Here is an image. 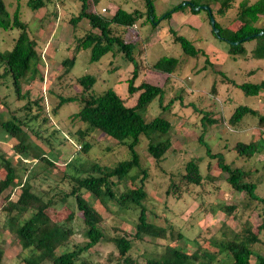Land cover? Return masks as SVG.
<instances>
[{
    "label": "rangeland",
    "instance_id": "374dc122",
    "mask_svg": "<svg viewBox=\"0 0 264 264\" xmlns=\"http://www.w3.org/2000/svg\"><path fill=\"white\" fill-rule=\"evenodd\" d=\"M27 1L4 0L9 12L15 8L19 9L21 19L28 23L30 34L36 40L37 50L41 55L39 74L22 83V92L29 91L32 98L39 94L43 95V112L36 121L24 126V129L30 141L41 148L40 151H45L47 155L53 154L49 157L56 166L48 169L28 154H15L11 148L13 141L1 129L0 149L17 167H20L23 177L26 174L27 177H31L35 191L49 190L54 193L57 183L58 189L68 187L67 182H59L62 172L83 174V170L93 162L112 166L130 156L125 146L100 131H94L86 137L90 148L87 152H82L80 142L75 140L73 135L82 124L79 120L70 118V115L80 108L81 103L76 100L66 102L53 113L51 109L56 106L58 95L66 97L76 94L81 90L76 78L90 74L96 79L92 87L94 92L100 93L111 88L125 99L126 104L132 105L135 96L128 95L127 79L131 76L133 64L125 61L119 53L115 56L107 53L96 61H90V50L80 49L71 70L61 78V60L70 55L74 47L70 18L77 15L79 1L50 0L46 6L38 10H31ZM181 1L153 0L156 15L160 16ZM253 1L255 0H250ZM238 2L239 0H235L233 7L222 16L216 15L218 3L212 2L210 6L215 13V19L221 25L235 28L238 22L232 20ZM118 6L127 11L136 8L143 10L144 0H98L93 10L100 12L104 7L106 8L104 13L110 15ZM256 24L264 26V17L260 16ZM88 28L87 21L82 19L78 22L75 34L80 37L82 30ZM170 28L191 40L197 48H202L205 56L193 57L184 54L180 45L173 41L169 33ZM210 28L205 10L191 13L190 9L186 8L172 13L169 18L162 19L155 28H151L150 25L133 26L125 35V40L135 42L137 49L142 50L138 56L140 68L135 84L147 81L162 86L164 90L161 102L155 98L147 107L140 109L139 113L146 121L162 113L171 123L169 131L171 147L159 163L148 155L146 137H142L136 147L141 167L147 172L144 181L148 195L145 201L147 220L159 226H165L169 222L182 234V237L175 241L132 239L130 254L137 264H144L145 258L150 254L163 252L166 243H170L172 247H182L188 253L200 249L199 259H204L205 262L203 253L207 252L210 255L214 253L215 258L210 264H229L222 250V243L230 237V230L239 231L249 220L252 230L256 231L261 223V218L256 212L243 209V194L234 191L227 184L226 174L219 170L215 159L206 153L198 137L203 134V140L210 147L211 153L221 152L225 162L242 168L246 172L245 180L256 183L257 193L264 197V128H258L257 118L250 115L242 118L237 125H231L228 121L233 109L239 104L254 108L259 114L264 115V91L256 96L245 95L240 88L228 82V79L236 83H255L264 80V58L251 57L250 50L254 46V41L244 43L243 54L230 55L227 42L216 38ZM16 35L15 28L1 30L0 49L10 50L14 46ZM163 55L177 57L180 61L172 74L158 72L150 67L151 63ZM13 94L11 78L8 76L0 86L1 100L7 103V106L0 103L2 119L7 117L8 107L17 108L25 101L13 102ZM204 113H208V117L215 120L212 124L205 123V128L202 121ZM17 114L24 120L23 114L20 112ZM44 117L46 121H42ZM29 128L39 129L40 134L48 138V142L39 139ZM237 141L262 142L263 146L260 152L246 159L238 156L233 150ZM189 159L198 164L203 175L201 183L189 186L180 194L166 193ZM134 171L135 169H132L130 173L134 174ZM2 176L3 171H0V178ZM126 185L133 184L128 180ZM119 187L122 188V185ZM17 192L16 189L14 197ZM85 196L102 214L101 229L104 238L94 248L83 252V255L102 264H116L118 254L111 237L116 235L129 237L135 231L138 208L117 209L111 203H102L89 193ZM103 199L104 197H101V200ZM222 205H234V209L229 214L221 210ZM71 211L74 212V219L70 223L73 234L68 248H72L73 244H83L85 241L81 214L77 212L73 198L68 197L66 204L58 209H46V214L55 221H63ZM259 238L260 242L252 247L254 251L264 254V230L259 233ZM0 242L4 249L2 264H24L23 258L28 256L29 252L21 248L13 233L2 229ZM254 260L255 257L252 256L251 262Z\"/></svg>",
    "mask_w": 264,
    "mask_h": 264
},
{
    "label": "trees",
    "instance_id": "16d2710c",
    "mask_svg": "<svg viewBox=\"0 0 264 264\" xmlns=\"http://www.w3.org/2000/svg\"><path fill=\"white\" fill-rule=\"evenodd\" d=\"M49 1L28 0L27 4L31 10H38L46 6ZM78 1V13L70 18L74 47L70 55L61 60V78H64L71 70L80 49L90 50V61H96L107 53L113 56L119 53L125 61L133 64L131 76L127 79V92L129 96H135L134 103L126 104L125 99H122L111 88L100 93L94 92L92 87L96 81L95 77L83 74L76 78V83L81 86V90L71 96L58 95L59 100L51 110L56 113L64 103L79 101L80 108L74 111L70 118L79 120L82 124L73 133L75 140L81 144V151L87 152L90 148L86 137L94 131H100L118 144L125 146L130 156L119 160L112 166L93 162L83 170V174L62 172L59 182H67L68 187L58 189L59 184L57 183L56 190L51 193L49 190L35 191L31 177H27V174L23 177L20 167H17L0 149V171H3V176L0 178V238L2 229L8 230L17 237L21 248L29 252L28 256L23 258L24 264H102L83 255V252L94 248L104 238L101 229L103 217L85 196L89 193L102 203L109 202L117 209L138 208L135 231L129 237L124 235L111 237L118 254L116 264H137L130 254L132 239L145 240L147 238L146 240L154 242L157 239L175 241L181 238L182 234L169 222L165 226H159L147 220L145 201L148 195L144 187L147 172L141 167L136 147L141 138L146 137L148 139L147 153L156 163H159L171 147L169 137L171 123L163 117L162 113H158L149 121H146L139 113V110L147 107L153 99L158 98L161 102L164 90L162 86L147 81L135 84L140 68L138 56L142 50L137 49L135 42L125 40V35L133 26L150 25L151 28H155L162 19L169 18L176 11L189 8L191 13H198L203 9L207 13L212 34L227 42L230 55L243 54L245 52L244 43L254 41V46L250 50L251 57L264 58V26L256 24L260 16L264 17V0L253 2L239 0L232 20V22H238L235 28L221 25L215 19V13L210 6L212 2L218 3L215 12L217 16H222L233 7L235 0H182L160 16L155 13L153 0H144L143 10L136 8L127 11L118 6L110 15L101 11L94 12L93 8L98 0ZM210 16L214 19V26L218 29L217 33L213 31L210 24ZM82 19L87 21L89 28L82 30V35L77 37L75 32L78 22ZM13 28L17 29L14 46L10 50L0 49V86L10 76L14 92L12 101H25L17 108L8 107L6 109L7 117L3 119L0 117V129L13 141L11 148L15 154H28L49 169L56 166V163L49 157L53 154L47 155L45 151H40L41 148L30 141L24 129V126L36 121L43 112V95L39 94L32 98L29 91L22 92V83L39 74L38 66L41 63V55L37 50L36 40L30 34L28 23L21 19L19 9L15 8L9 12L4 0H0V32ZM169 33L173 41L180 45L184 54L193 57L205 56L204 50L197 48L191 40L177 34L171 28ZM179 62L177 57L163 55L151 63L150 67L158 72L172 74L179 66ZM228 82L240 88L245 95L256 96L264 91V80L255 83H236L228 79ZM1 101L0 97V103L7 106L5 101ZM17 112L23 114L24 120ZM247 115L256 117L258 128H264V115L243 104L233 109L228 119L229 124L237 125ZM42 121H46V117ZM202 121L204 128L205 123L215 122L208 117V113H204ZM29 129L39 139L48 142V138L41 135L39 129ZM198 141L205 147L206 153L215 159L219 170L226 174L227 184L234 191L243 194V209L249 212L254 211L261 218L256 231L252 230L249 220L239 231L230 230V237L222 243L227 262L229 264H264V254L254 251L252 247L260 242L259 233L264 230V197L257 193L256 183L245 180L246 172L242 168L225 162L221 152L211 153L210 147L203 140V134L199 135ZM261 146H263L262 142L237 141L233 150L238 156L249 159L260 152ZM28 169L30 170L31 167ZM132 169H135L134 174L130 173ZM202 179L203 175L198 164L189 159L184 163L183 171L179 173L177 179L167 188L166 193L180 194L182 190H187L191 185H199ZM128 180L133 185H126ZM119 185H122V188ZM16 189L18 192L14 197ZM68 197L73 198L84 225V243L73 244L72 248L68 246L73 234L70 223L74 219V212H69L63 221H55L46 214L47 208L58 209L66 204ZM101 197L104 199L101 200ZM233 209L234 205L221 206V210L229 214ZM200 252V249H196L188 253L182 247H172L170 243H166L163 252L148 255L144 264H210L215 258L214 253L210 255L204 252L202 256L206 259L205 262L204 259H199ZM3 256V244L0 242V264H2ZM252 256L255 257L253 263L251 262Z\"/></svg>",
    "mask_w": 264,
    "mask_h": 264
},
{
    "label": "water",
    "instance_id": "95a60500",
    "mask_svg": "<svg viewBox=\"0 0 264 264\" xmlns=\"http://www.w3.org/2000/svg\"><path fill=\"white\" fill-rule=\"evenodd\" d=\"M204 8H207V6H204ZM196 9H197V8H196ZM210 24H211V26L213 27V31H214L215 33H217V32H218V29L214 26V19H213L212 16H210Z\"/></svg>",
    "mask_w": 264,
    "mask_h": 264
},
{
    "label": "built area",
    "instance_id": "2783aa9c",
    "mask_svg": "<svg viewBox=\"0 0 264 264\" xmlns=\"http://www.w3.org/2000/svg\"><path fill=\"white\" fill-rule=\"evenodd\" d=\"M106 11V8H101V12H105Z\"/></svg>",
    "mask_w": 264,
    "mask_h": 264
}]
</instances>
